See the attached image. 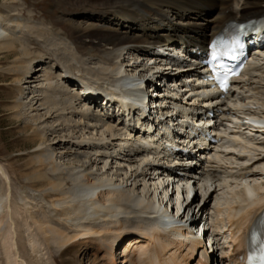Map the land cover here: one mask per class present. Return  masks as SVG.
<instances>
[{"label":"bare ground","instance_id":"1","mask_svg":"<svg viewBox=\"0 0 264 264\" xmlns=\"http://www.w3.org/2000/svg\"><path fill=\"white\" fill-rule=\"evenodd\" d=\"M52 1L74 5L82 13L72 15L64 10L53 20L46 17L45 22L38 24L32 15L27 18L18 9L16 0H6V7H0V52L10 56L22 51V56L6 68L13 76L11 85L21 96L7 109L15 121H22L19 127L23 133L31 130L26 139L39 142L37 147L20 153L26 161L20 168L22 183L17 185L13 183L14 173L0 157V264H56L53 249H72L80 241L85 245L95 243L102 264H241L240 253L249 246L248 232L264 210V176H257L263 174L255 166L264 164V127L252 128L260 133L259 138L243 133V129L252 131L243 123L245 116L264 117V67L253 66L246 76L234 81L227 93L203 99L198 95L203 87L191 82L200 76L199 72L186 75L176 62L171 73L154 74V67L160 69L161 62L153 60V48L182 46L188 53L196 52L193 58H199V52H204L209 41L228 23L263 16L264 0ZM49 34L65 45L71 44L84 64L91 65V74H84L79 67L77 78L72 64L63 60L66 56L69 60L70 55L64 52L59 58L56 45L48 54L41 48L40 59L33 58L26 65L32 55L29 46ZM159 59L175 63L171 58ZM149 60L155 62L154 67L147 66ZM46 65L49 66L43 71L39 86L24 87L38 81L37 74ZM137 72L142 78L167 81L161 87L153 85L161 97L153 100L180 108L183 113L177 120L182 122L186 115H192L210 125L203 130L209 135L204 150L213 147V153L199 150V155H187L183 167L162 168L165 149L162 138H158L163 131L170 132L167 127L151 135L158 139L155 144L160 150L151 152L137 143L142 136H148L144 131L147 124L144 130L127 127L119 114L115 118L112 105L105 110L90 109L102 93L111 92L117 81L128 82ZM132 85L140 87L139 81ZM87 88L92 94L83 98ZM179 97L187 101L194 98V104L182 106ZM172 108L161 110L168 114ZM219 120L234 124L232 131ZM176 136L187 138L178 133ZM222 139L244 151H260L255 154L257 160L252 166L247 165L244 151L235 154L223 150L224 142L214 143ZM124 145L131 147L124 149ZM52 146L59 150L50 149ZM150 154L156 158L147 159ZM101 160L105 165L99 170ZM109 160L115 169L106 168ZM234 184L241 187L235 191ZM91 185L102 189L86 199L80 190ZM160 189L161 199L157 196ZM219 191L226 197L221 198ZM194 192V199L198 198L193 203ZM212 194L216 206L209 223L194 210L191 229L175 228L171 209L167 226L160 225V216L168 213L163 206L166 197L168 203L175 205L177 215L183 210L180 217L184 218L188 210L189 218L194 204H201L200 197L208 201ZM179 195L186 198L184 204H178ZM196 219L207 228L202 238H188ZM175 233L179 235L171 236ZM208 241L209 245L214 242L212 254L207 251ZM215 244L220 247L222 259L215 255Z\"/></svg>","mask_w":264,"mask_h":264},{"label":"rangeland","instance_id":"2","mask_svg":"<svg viewBox=\"0 0 264 264\" xmlns=\"http://www.w3.org/2000/svg\"><path fill=\"white\" fill-rule=\"evenodd\" d=\"M5 5H6V0H0V7H6ZM16 5L20 6L18 9L21 10V12L24 15H26L27 18H29V16L32 15L33 20H35V23H38V24H40L41 22L42 23L45 22L46 17H48V19L53 20L56 16H58L64 10L67 14L71 13L72 15L73 14L77 15V14L82 13L81 10L78 9L74 5H68V6H66V5L64 6L63 4L57 5L52 0H16ZM36 41L33 42V44H31L29 46L30 50L32 51V55L26 59L28 62L26 65H29L33 58L40 59V55L38 54V52L41 51V48L44 52H47V54H48V53L52 52V49L57 47V49L60 50V56L61 57H59V58H61V59L63 58L64 55L62 56V53L64 54V52L66 54L70 55L69 60L67 59L68 58L67 56H66V58H63V60L68 61L67 62L68 64H72V69H73L72 72H73V74H75V76L77 78L79 77L78 76L79 75V72H78L79 67H81L84 70L83 71L84 74L90 73L89 67H91V65L88 66V64H84L85 63V61H83L84 59L79 57V55H77L76 49H74V47H72V46L70 47L71 44L65 45L66 43H63V41L60 40L57 36H52V35L44 37L43 39H36ZM54 45H56V47L53 48L52 46H54ZM67 46H69V47H67ZM19 56H22V51H20V50L11 53L10 56H9V53L0 52V157L4 163V166L8 170H10V172L14 173L13 174V183L16 185L19 184L20 182L22 183V179H21L22 175H20V174H22L23 171L20 168H21V166L24 165V163L26 161L25 159H21L22 157L20 156V153L23 150H26L28 147L35 148L39 144L38 141L31 143L30 140L26 139L28 137V135L31 134V130L28 131V134L23 133L19 127L20 124L22 123V121H15L13 119V116H11L12 111H9L7 109V106L9 103L11 104L13 100L15 101L17 98L21 97L19 94H17L15 92L13 86L11 85L14 83V81H12L13 76H12V74L9 76V72L7 70L9 68V65H11V62ZM79 58H80V60H78ZM48 66L49 65H46L41 70V72L37 74L36 79L38 81L32 82L30 84L26 83L24 87L27 86L28 88H31V89H35L36 86L38 87L39 82L42 79L43 71H45V68ZM147 66L148 67H154V64H152L150 62ZM29 68H31V67H29ZM165 73L168 74L169 72L166 71ZM24 82L25 81H23V83ZM171 89H174V86ZM90 109H92V108H90ZM218 123L221 124L224 122H222V120H219ZM224 125L229 127V131H232L231 129H233V127H234V124H232L230 122H227V123L225 122ZM252 128L253 127H251L250 130H252ZM66 133L68 135L69 131ZM70 133H71V131H70ZM243 133L248 134L247 136H249V138H252V137L253 138H259V136H261L260 133H257L256 131H253V130L249 131V130L243 129ZM225 141L227 142L228 140L222 139V141L217 142L216 144L217 145L219 143L223 144V142H224V145L226 146V148H224L223 150L229 149L235 154L244 151L240 146H238V145L233 146V144L229 143V142H227V144H226ZM255 142L258 143V141H256V140H255ZM50 143H53V141L51 140ZM213 145L214 144H210V146H213ZM53 148L58 149L54 146H52L50 149L53 150ZM210 148H212V149L209 150ZM214 150L215 149L213 147H207L206 151L205 150H201V151L204 153L208 152V154H211V153H213ZM259 152L260 151L256 152L254 150H252V151L247 150V151L243 152L244 155L246 156V158L249 160V162H247V165L252 166V163L257 160L256 158H258L257 155H255V154H259ZM108 162H105L107 164L106 168L107 167H113V168L115 167L114 162H113V164H111L110 160ZM98 163L99 164L97 165V167L100 170V169H102L101 167L103 166L104 163L102 160L99 161ZM224 166L235 167V166H231L229 164L224 165ZM255 166H256V171H258L260 174H263V175H257V176H264V164L263 163H261V164L255 163ZM259 181H263V180H259ZM240 187H241L240 184H238V185L234 184L232 186V188L235 191H237ZM232 188H230V189H232ZM171 189H170L169 195L172 192ZM230 189H224V190L227 192H230ZM30 192L31 191H29V193ZM160 192H162V189L158 190V192H157L158 198L161 199L162 194L160 195ZM197 195L200 196L199 193ZM212 195L213 196L208 201H207V198L202 201V198L200 197L201 204L197 207H196V204H194V206L192 207L193 213L195 210V214H198V212L201 210L199 212V215L202 216L203 219L206 218L205 219L206 223H209L210 216H211V214H213V211H214L213 209L216 206V200H214L215 194H212ZM218 195H220L221 198L226 197V195H224V194L222 195V191H219ZM179 196L180 197H179L178 204H180V203L184 204L186 201V198L183 197L182 195H179ZM151 197L154 198L153 195H151ZM176 197L177 196H174L173 198L176 199ZM167 200H168V197H166V199H164L163 206L165 205V207L167 209H170V210L172 207L173 211L176 213L175 205L173 206V204L168 203ZM202 205H204V206H202ZM191 213H192V211H191ZM188 215H189V211L187 210V212L185 213V216H184L185 219ZM202 224H204V223H202ZM205 227L207 228V226H205ZM201 235H202V232L200 231L199 236L201 237ZM206 246L209 250L208 244ZM213 247L216 250V245H214ZM122 249H123L122 246H121V248L119 247V251H122ZM218 249H220V247H218ZM119 253L120 252L117 251V254H119ZM52 254H53L52 255L53 258L56 259V261H57L56 264H100V263L102 264V263H104L102 261V258H100L101 255L98 254V251L96 250L95 243H89V244L85 245L83 241H80L77 244V246H75V248H72V249L66 248V249L61 250V251H57V250L55 251L53 249ZM215 255L219 259L221 258L220 251H218V252L215 251ZM0 258H1V253H0Z\"/></svg>","mask_w":264,"mask_h":264}]
</instances>
